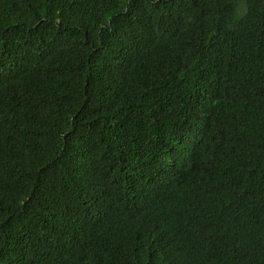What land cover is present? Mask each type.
<instances>
[{"label": "trees", "instance_id": "1", "mask_svg": "<svg viewBox=\"0 0 264 264\" xmlns=\"http://www.w3.org/2000/svg\"><path fill=\"white\" fill-rule=\"evenodd\" d=\"M0 264H264V0H0Z\"/></svg>", "mask_w": 264, "mask_h": 264}]
</instances>
